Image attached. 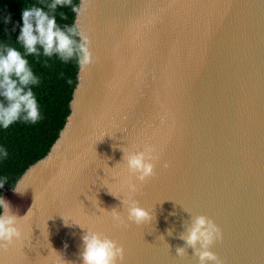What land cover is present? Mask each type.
I'll return each mask as SVG.
<instances>
[{
	"label": "water",
	"instance_id": "water-1",
	"mask_svg": "<svg viewBox=\"0 0 264 264\" xmlns=\"http://www.w3.org/2000/svg\"><path fill=\"white\" fill-rule=\"evenodd\" d=\"M85 9L77 20L93 63L78 69L57 139L15 186L49 168L15 199L0 185L22 204L10 209L21 235L0 248V264H79L85 229L60 215L116 240L120 264H198L190 247L175 253L197 215L219 229L210 246L219 264H264V0H86ZM113 144L155 150L154 174L133 194L151 222L111 219L113 208L126 216L127 179Z\"/></svg>",
	"mask_w": 264,
	"mask_h": 264
},
{
	"label": "clouds",
	"instance_id": "clouds-1",
	"mask_svg": "<svg viewBox=\"0 0 264 264\" xmlns=\"http://www.w3.org/2000/svg\"><path fill=\"white\" fill-rule=\"evenodd\" d=\"M85 6L86 0H78L75 4L72 0H48L43 8L32 5L22 9V24L15 39L20 49L0 43V128H8L17 121L35 123L40 118L38 102L33 92V86L39 83V78L29 64L27 59L29 55L55 56L63 63L75 60L81 71L93 63L90 37L77 20L86 10ZM58 7H70L74 14L72 24L57 23L55 13ZM60 17L64 18L62 12ZM2 19L5 24L9 22L8 16H3ZM67 82L71 83L70 80ZM119 145L121 144H113L112 147L119 148L123 153L120 162L123 163L127 173L126 194L119 199L126 216H123L120 210L113 208L110 211L111 219L116 225L126 222L137 225L151 222L152 212L141 207L133 198V194L138 190L139 184L154 174V162L158 157L150 145H145L139 150H126ZM7 155L6 149L0 146V159L6 158ZM164 166L167 167V164L165 163ZM25 188L13 186L12 190L22 194ZM169 215L175 213L171 212ZM60 216L65 226L78 225L85 229L80 237L79 264H120L123 260L124 248L116 240ZM20 218L11 213L9 203L0 196V248H6L19 239ZM188 220V226L179 234V239L184 243L176 247V255L184 256L186 249L190 247L198 264H219L215 253L210 250L213 241L220 236L216 224L203 215L190 217ZM166 231L168 235H172L171 228ZM64 246L67 247V244ZM66 262L75 264L72 261Z\"/></svg>",
	"mask_w": 264,
	"mask_h": 264
},
{
	"label": "trees",
	"instance_id": "trees-1",
	"mask_svg": "<svg viewBox=\"0 0 264 264\" xmlns=\"http://www.w3.org/2000/svg\"><path fill=\"white\" fill-rule=\"evenodd\" d=\"M47 2L48 0H0V43L20 49L15 39L22 24V9L32 5L43 8ZM72 3H78V0H72ZM61 12L64 14L63 19L60 17ZM55 14L58 24L73 23L74 14L70 7H58ZM3 16L9 17L7 24L3 22ZM27 59L39 78V83L33 86V92L38 102L40 118L35 123L17 121L8 128H0V146L8 153L6 158L0 159V185H6L9 189L15 186L17 179L29 166L48 153L70 113L69 103L77 84L78 67L75 60L63 63L55 56L42 55H29ZM69 80L71 83L67 82ZM10 206L12 209L13 204Z\"/></svg>",
	"mask_w": 264,
	"mask_h": 264
},
{
	"label": "bare ground",
	"instance_id": "bare-ground-1",
	"mask_svg": "<svg viewBox=\"0 0 264 264\" xmlns=\"http://www.w3.org/2000/svg\"><path fill=\"white\" fill-rule=\"evenodd\" d=\"M49 167L48 166H46L45 167V165L44 164H42L39 168H38V171H40V170H42V172L44 171V170H46V169H48ZM37 169H32L29 173H27V175L25 176V178L19 183V185H18V187H23L24 186V184L26 183V182H28L32 177H34V174H36V173H38V171H36ZM33 173V175H31ZM31 175V177H29ZM26 187V186H25ZM24 187V188H25ZM29 186H27L24 190H26L27 188H28ZM23 190V191H24ZM26 192V191H25ZM20 194L21 193H16V192H11L10 193V195H9V197H12L13 199H15V198H17L18 196H20ZM10 205V204H9ZM20 205H22V204H16V205H14L13 204V206H12V209H14L15 210V212L16 213H18V211L16 210V209H18V207L20 206ZM10 209H11V206H10Z\"/></svg>",
	"mask_w": 264,
	"mask_h": 264
},
{
	"label": "rangeland",
	"instance_id": "rangeland-1",
	"mask_svg": "<svg viewBox=\"0 0 264 264\" xmlns=\"http://www.w3.org/2000/svg\"><path fill=\"white\" fill-rule=\"evenodd\" d=\"M86 19V16H84V20ZM80 24L82 25V22H80Z\"/></svg>",
	"mask_w": 264,
	"mask_h": 264
}]
</instances>
